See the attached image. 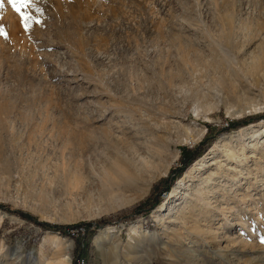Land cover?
<instances>
[{
    "label": "rangeland",
    "instance_id": "374dc122",
    "mask_svg": "<svg viewBox=\"0 0 264 264\" xmlns=\"http://www.w3.org/2000/svg\"><path fill=\"white\" fill-rule=\"evenodd\" d=\"M22 13L0 0V264L57 258L52 235L68 264H264V0Z\"/></svg>",
    "mask_w": 264,
    "mask_h": 264
},
{
    "label": "bare ground",
    "instance_id": "6f19581e",
    "mask_svg": "<svg viewBox=\"0 0 264 264\" xmlns=\"http://www.w3.org/2000/svg\"><path fill=\"white\" fill-rule=\"evenodd\" d=\"M260 61V60H259ZM261 132V131H260ZM260 132H257V136H260ZM254 137V138H256ZM263 138H260V140H262ZM257 140V139H256ZM252 148V157H256V152H258L257 155H260V157L262 158V156L264 155V148L262 146L259 145V143L256 141V143L254 145H251L250 146ZM244 149V148H243ZM226 157V160H233L234 159V156L231 152H226L225 155ZM242 156H244V154H242ZM260 158V160H261ZM218 159L215 158V159H211V163L210 165H216V164H220L219 166L221 167L222 164L220 163V161H217ZM213 161V162H212ZM236 162H238V160H236ZM258 165L255 166V169H258ZM235 170V169H234ZM241 173V172H240ZM215 175H217V172H210L208 174L207 177H205L203 180L204 182L201 183V185L203 186H206L210 183V181L215 178ZM228 178H230L228 176ZM237 178L235 177L234 178V181L236 180ZM248 179V178H247ZM205 183V184H204ZM237 184L240 183V180L237 179ZM193 198H194V203L192 206L194 207H197V204H198V207L200 209H209L211 207L210 205V200L206 197V192H205V188L204 187H201V188H197L196 190H194L193 192ZM250 198V195L245 191L244 194H240L239 198H238V201L242 202V204H245V201L246 199ZM190 200H193L192 198ZM186 204V202H185ZM255 204V203H254ZM258 206V204H257ZM213 208V207H212ZM183 209V208H182ZM181 209V210H182ZM211 209V208H210ZM255 209V208H254ZM229 210V211H228ZM231 210L232 208H227V210H225V207L222 206L221 208L219 207L218 208V211H220V213L222 214L223 216V225H225L230 217V215L232 214L231 213ZM257 210V209H256ZM224 211H228V213H230L228 216L226 215L227 212H224ZM259 212V210H258ZM252 215H256V219L255 221L256 222H261V215L260 213H257V211L253 212ZM183 220V218H182ZM2 222V217L0 216V224ZM241 226L244 227V223L241 222ZM105 230L104 231H101L100 235L102 236L104 234ZM253 231H250L249 230V234H252ZM136 234V230L133 228L132 229V233H131V236H134ZM63 237H58L56 235H52V237H50V245H51V250H50V254H51V257L52 258H55V259H51V258H48V255L49 254H46L44 255L43 257H41V259L39 260L40 264H68L69 260H70V255L68 253L69 251V246L68 245H65L64 243L67 242L66 239H62ZM2 248V247H1ZM63 253V255H61ZM15 257V259H18L19 256H18V252L17 250L15 252H13V254ZM38 263V262H37ZM37 263H34V264H37Z\"/></svg>",
    "mask_w": 264,
    "mask_h": 264
},
{
    "label": "snow or ice",
    "instance_id": "6c2138e0",
    "mask_svg": "<svg viewBox=\"0 0 264 264\" xmlns=\"http://www.w3.org/2000/svg\"><path fill=\"white\" fill-rule=\"evenodd\" d=\"M8 3L11 4L16 12L21 13V19L25 26H27L29 17L22 13V9L29 3V0H8ZM36 23H39V21H36Z\"/></svg>",
    "mask_w": 264,
    "mask_h": 264
},
{
    "label": "built area",
    "instance_id": "2783aa9c",
    "mask_svg": "<svg viewBox=\"0 0 264 264\" xmlns=\"http://www.w3.org/2000/svg\"><path fill=\"white\" fill-rule=\"evenodd\" d=\"M80 232L81 233H84V229L83 228H81L80 229ZM74 264H86V262H85V259L82 257V258H80V257H78L76 260H75V263Z\"/></svg>",
    "mask_w": 264,
    "mask_h": 264
},
{
    "label": "trees",
    "instance_id": "16d2710c",
    "mask_svg": "<svg viewBox=\"0 0 264 264\" xmlns=\"http://www.w3.org/2000/svg\"><path fill=\"white\" fill-rule=\"evenodd\" d=\"M189 160H190V158H189ZM156 202L151 206V208H154V207H156Z\"/></svg>",
    "mask_w": 264,
    "mask_h": 264
}]
</instances>
